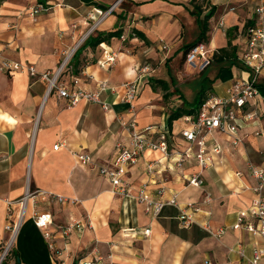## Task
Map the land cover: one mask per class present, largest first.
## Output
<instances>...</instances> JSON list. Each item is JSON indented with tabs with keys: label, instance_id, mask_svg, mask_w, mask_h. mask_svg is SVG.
Listing matches in <instances>:
<instances>
[{
	"label": "crops",
	"instance_id": "crops-1",
	"mask_svg": "<svg viewBox=\"0 0 264 264\" xmlns=\"http://www.w3.org/2000/svg\"><path fill=\"white\" fill-rule=\"evenodd\" d=\"M26 1L30 3H0V54L31 65L37 72L32 76L26 70L0 71V254L11 235L6 225L16 222L25 212L4 264H76L79 258L109 253L115 264H246L237 252L239 244L250 255L252 248L262 243L261 238L242 230H232L217 238L203 225L209 222L214 228L230 226L236 222L238 212L252 204L256 194L250 188L257 181L248 172V162L264 168V118L245 124V139L237 147L232 145L229 135L213 132L207 152L213 156L214 164L203 172L200 187L187 185L182 178V173L200 169L193 156L182 169L172 159L160 158L158 154L144 156L129 166L127 178L139 186L150 179L147 162L158 159L154 176L166 179L168 196L170 192L179 193L180 206L167 205L155 218L133 196L113 193L98 165L111 160L119 141L129 139L119 121L131 118L130 106L123 101L122 84L128 81L137 80L139 84L134 100L139 128H161L168 132L173 145L187 147L181 136V131L188 127L183 116L196 114L199 101L206 96H227L235 80L247 76V69L213 58L208 68L197 71L191 85H184L177 75L181 71L177 69L179 63L186 62L189 46L199 38L205 16L212 8L206 43L214 55L227 47L232 38L238 56L245 49L246 29L259 19L256 9L264 0H121L101 22L98 11L118 0H93L94 4L82 0H48L43 4L35 0L36 5L45 7L37 21L17 16ZM97 4L109 6L102 8ZM85 13L90 15L85 17ZM89 20L97 22L95 30L81 40L80 34L91 24ZM116 30L121 35L95 47L88 46L77 59H72L90 34ZM163 44L168 49H163ZM72 49L75 52L57 84L65 83L71 90L96 91L106 83L101 97L109 108L85 99L68 108L67 99L60 98L56 89L50 90L49 81L41 77L48 72L54 75ZM105 50L116 53L117 58L110 66L102 67L99 61L103 60ZM153 63L166 66L167 76L154 75L156 70L152 68L141 73L142 66ZM257 86L255 104L248 107L264 114V70ZM166 98L178 99L181 104L174 106L171 102L169 107ZM190 107H197L193 114L168 122L178 108ZM179 121L181 125H177ZM214 142L221 145L220 154L214 153ZM57 143L61 146L55 149ZM80 152H89L94 163L83 164L75 155ZM28 190L51 191L78 201L60 202L37 193L23 204L21 200ZM262 194L264 199V190ZM193 206L199 207V211L193 212ZM181 209L193 212L196 222L183 226L179 220ZM35 211L51 214V231L57 235L56 248L60 253L49 248L43 230L34 222ZM73 220L86 227L61 238L59 225ZM148 227L150 235H142Z\"/></svg>",
	"mask_w": 264,
	"mask_h": 264
},
{
	"label": "built area",
	"instance_id": "built-area-1",
	"mask_svg": "<svg viewBox=\"0 0 264 264\" xmlns=\"http://www.w3.org/2000/svg\"><path fill=\"white\" fill-rule=\"evenodd\" d=\"M120 1L118 0L106 10H99L98 12L101 15L99 22L111 14ZM41 10H45V7L37 5V7L32 8L31 14L35 15ZM231 10H235V7H232ZM256 12L259 15V19L247 27L245 49L238 55V59L247 69V76L235 80L228 89L227 96L211 94L205 98L196 114L183 116V120L188 124V127L181 131V136L187 142V147L178 148L173 145L168 137V132H164L161 128L158 131L153 125L139 128L137 120L134 118V100L139 93L138 81L133 80L122 84V87L125 89L123 101L130 106L129 112L131 113V118L128 121L119 118V121L122 127L129 133V139L128 141H119L116 144L115 153L111 160L98 165L99 173L110 181L113 193L121 196H133L139 204L144 206L147 214L153 218L158 217L165 206H180L179 193L177 191L170 192L171 196H168L166 179L154 176L156 172L155 164L158 159L147 162L146 172L150 179L144 181L139 186L132 184L127 178L129 166L137 164L140 158L144 156L158 154L160 158L172 159L175 162V166L178 169H182L185 162L193 156L196 157L200 169L191 174L182 173V178L187 181V185L200 187L203 184V172L210 169L214 164L213 156L207 152L213 132L219 131L225 135H229L232 145L237 147L245 139L246 135L242 132V128L246 126L245 124H252L264 118V114L256 108H249L255 104L254 100L258 95V78L264 70V4H260ZM162 48L168 49V46L163 44ZM74 52L75 49L70 56L68 54L65 57L62 65L54 75L50 76L48 72L42 74L41 77L49 81L50 90L56 89L60 98L67 99L68 108L77 105L83 99L99 103L105 109L109 108L108 104L101 97V93L107 89L106 83H102L96 91L82 88L71 90L65 83L57 84L58 78L63 73ZM116 57V53L105 50L103 60H100L99 64L102 67L110 66L116 60ZM213 58V51L208 44L206 42H198L187 52L186 64L195 71H203L212 64ZM23 70H26L32 76L37 75L33 66L5 58L0 54V71L15 73ZM149 70V64L140 68L141 73ZM74 83L77 84L78 80L76 79ZM153 133H156L157 137H151ZM59 146L61 144L57 143L54 148L58 149ZM213 151L216 154H220L222 151L221 145L214 142ZM75 155L83 164L94 163L93 157L89 152H80ZM248 172L257 181V184L250 188L256 194L250 207L238 212L236 222L230 226L224 225L214 228L209 222H206L203 227L211 236L217 238L223 237L232 230H242L251 237L261 238L262 243L254 246L250 255L243 244H239L237 252L241 259L246 261V264H264V199L262 194L264 190V168L249 161ZM152 185H156V187L152 188ZM37 193L45 199L56 198L60 202L76 203L78 201L76 198H68L51 191L28 190L26 196L21 200L23 201L22 203L25 204L28 197ZM199 209V207L193 206V212H197ZM193 212L181 209L179 220L183 226H190L196 222ZM24 213L22 212L16 222L9 221L6 225V229L10 231L11 235L8 244H6L0 254V264H4L12 250L13 243L23 222ZM33 219L36 226L43 230L49 248L55 253H60L59 249L56 248L55 238L57 235L51 231V226L54 223L51 214L35 211ZM88 226L91 227V223ZM85 227L83 222L73 220L66 225H59L58 234L61 238L65 239L73 231H82ZM135 229L130 228L129 230L136 231ZM150 233L151 228L148 227L144 228L141 234L148 236ZM76 264L115 263L112 253H109L105 256L82 257L79 258ZM206 264H212V262L206 261Z\"/></svg>",
	"mask_w": 264,
	"mask_h": 264
},
{
	"label": "trees",
	"instance_id": "trees-1",
	"mask_svg": "<svg viewBox=\"0 0 264 264\" xmlns=\"http://www.w3.org/2000/svg\"><path fill=\"white\" fill-rule=\"evenodd\" d=\"M4 0H0V3L3 2ZM39 3H43L45 4L48 0H38ZM88 4H94L96 2H93V0H82ZM98 6L102 7V8H107L105 5L103 4H97ZM203 9L201 8L200 11H202ZM214 10L213 8L211 9V11H209L206 16H205V20L203 21L202 24V28H201V34L199 36V38L192 42L189 46V48H191L193 45H195L198 42H207L208 41V37H207V33L209 31V24H208V20L211 18V16L213 15ZM121 35V31L120 30H116V31H111V32H98V34L96 36H93L92 34H90L85 40L84 42L81 44V46L76 50V52L74 53L72 59H77L78 56L80 55V53L88 46H92L95 47L97 45H99L101 42L107 41L108 39H110L113 36H119ZM230 35V33L228 34ZM230 37V36H229ZM232 39V38H231ZM231 39L229 40V44L227 47H223L220 48L217 53L214 54V59L217 62H224V61H228L230 62V65H243L244 64L238 59V56H236V47L232 45ZM245 67V66H244ZM207 97V96H206ZM205 97V98H206ZM201 99L199 101V105L201 106V104L203 103V101L205 100ZM197 109V107H190V108H178L176 111H174V113H172V115L169 117L168 122L172 123V121L174 119H178L181 116L185 115V114H193L194 111Z\"/></svg>",
	"mask_w": 264,
	"mask_h": 264
},
{
	"label": "rangeland",
	"instance_id": "rangeland-1",
	"mask_svg": "<svg viewBox=\"0 0 264 264\" xmlns=\"http://www.w3.org/2000/svg\"><path fill=\"white\" fill-rule=\"evenodd\" d=\"M17 1H20L21 2V0H17ZM26 3H27V5L25 7L20 8L19 13H18L17 16H22V17H25V18L32 17V18H34L35 21H37L39 19L40 14L43 11L42 12L40 11L39 13H36L35 15H32L31 14V10H32L33 7H37V5H36L37 2L35 0H30V3H28L27 1H26ZM106 6H109V5L106 4ZM49 11H52V8ZM89 15H90V13L89 14L88 13H85V17H87ZM100 16H99L98 19H100ZM89 22H91V24L90 25H87V27L84 29V32H82V34H80V39L81 40L84 38L85 35H87L88 33H93L94 30H95L94 27H95V24L97 22L96 21H90V20H89ZM11 27L17 29V26L16 25L15 26L12 25ZM72 50H70V51H72ZM150 68H152V70L153 69L156 70V72L154 73V75H156V76H167V69H166V66H164V65H160V64L153 63V64H150ZM177 69H181L180 72H177V71L176 72H177V75H178L179 80L184 85H191L193 77L198 75L197 71H195L193 73H190L189 70H193V69H191V68L188 69V65L186 64L185 61L180 62ZM169 80H171V78H169ZM186 87H188V86H186ZM188 88H186V89H188ZM194 92H192V94L189 95L190 98H192V95L194 94ZM173 94H176V93L174 92ZM165 101H167V102L170 101V105L168 104L169 107H171V102H174L175 103L174 106H177V104H181L180 101H178V99H168V98H166ZM134 113L136 114L135 110H134ZM134 118H136L135 115H134ZM123 120H124V118H123ZM177 125H181L180 121L178 122Z\"/></svg>",
	"mask_w": 264,
	"mask_h": 264
},
{
	"label": "bare ground",
	"instance_id": "bare-ground-1",
	"mask_svg": "<svg viewBox=\"0 0 264 264\" xmlns=\"http://www.w3.org/2000/svg\"><path fill=\"white\" fill-rule=\"evenodd\" d=\"M73 50H74V49H73ZM73 50L69 52V56H70V54L73 52Z\"/></svg>",
	"mask_w": 264,
	"mask_h": 264
}]
</instances>
